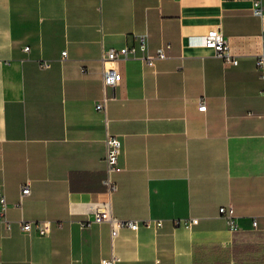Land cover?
<instances>
[{
  "label": "crops",
  "instance_id": "crops-1",
  "mask_svg": "<svg viewBox=\"0 0 264 264\" xmlns=\"http://www.w3.org/2000/svg\"><path fill=\"white\" fill-rule=\"evenodd\" d=\"M252 1L0 0V264H193L195 245L218 246L205 264H264V25ZM213 29L237 65L202 46ZM135 34L149 52L168 45L167 57L101 62ZM105 67L121 81L102 112ZM107 135L121 141L110 196ZM107 200L114 218L162 226L113 240L107 224L81 228L85 204ZM227 206L235 232L218 212Z\"/></svg>",
  "mask_w": 264,
  "mask_h": 264
},
{
  "label": "built area",
  "instance_id": "built-area-1",
  "mask_svg": "<svg viewBox=\"0 0 264 264\" xmlns=\"http://www.w3.org/2000/svg\"><path fill=\"white\" fill-rule=\"evenodd\" d=\"M251 13L257 17L261 25H264V0H253L251 5ZM201 44L205 48L211 49L214 55L223 60L225 63L232 66L237 65V60L229 52L228 45L225 41V37L220 30L213 29L207 32L201 39ZM168 45L157 47L154 52L148 51L147 37L145 34H135L133 36V43L129 46H123L120 48H108L102 50L100 60L101 62L108 63L116 60L136 59L145 63L147 66H153L155 61L163 60L167 57L166 50ZM26 51L27 48H24ZM66 52H61V57L65 58ZM43 67H47L48 64L43 63ZM255 67L258 71L263 73L264 70V56H258L255 59ZM121 81L120 74L112 68L105 67L102 72V90L103 98L100 104L95 105L97 111H105V104L108 98L106 97L107 89H114L116 85ZM198 111L205 110V104L203 100H200L198 105ZM106 154L104 161L106 163V176L102 183L105 186L106 193L110 196L115 190L116 185L111 179V175L121 170L118 165L119 156L121 153V141L118 137L113 135H107L105 139ZM29 186L25 184L21 188V197L29 195ZM7 202L3 191L0 187V221L5 220V214L7 210ZM86 218L78 222L81 228H87L93 224H107L110 231L111 240H113L119 230L128 229L132 232L139 231L141 229L156 230L162 226L161 220L144 219V220H119L114 218L111 214L109 200L105 202H89L85 204ZM219 215L225 220L228 230L231 232L237 231V224L233 216V210L231 206L220 207L218 209ZM191 223H196V220H191ZM185 223L183 222L182 225ZM252 226H255V222H252ZM20 228L24 231H34L38 235H46L50 230L49 222H20ZM120 258L115 254H111L108 258L100 260V264H119Z\"/></svg>",
  "mask_w": 264,
  "mask_h": 264
},
{
  "label": "trees",
  "instance_id": "trees-1",
  "mask_svg": "<svg viewBox=\"0 0 264 264\" xmlns=\"http://www.w3.org/2000/svg\"><path fill=\"white\" fill-rule=\"evenodd\" d=\"M217 245H195L193 246V264H205L206 262L203 261L201 258L203 257V251L207 250L208 248L211 249H217ZM247 246H243V248H246ZM239 253V246H233V248L230 249L231 256L235 257ZM205 255V253H204ZM207 255V254H206ZM212 264H220L218 261H215ZM223 264H229V262H223ZM235 264V263H234Z\"/></svg>",
  "mask_w": 264,
  "mask_h": 264
}]
</instances>
